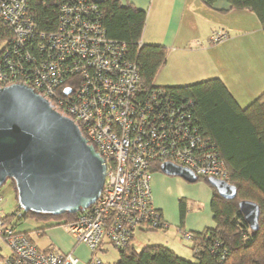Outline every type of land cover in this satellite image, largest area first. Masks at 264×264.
Returning <instances> with one entry per match:
<instances>
[{
  "label": "built area",
  "instance_id": "obj_1",
  "mask_svg": "<svg viewBox=\"0 0 264 264\" xmlns=\"http://www.w3.org/2000/svg\"><path fill=\"white\" fill-rule=\"evenodd\" d=\"M27 7L28 0H0V21L15 41L0 57V86L27 84L71 117L103 158L105 179L93 204L57 225L70 237L68 252L39 248L0 212V238L9 250L0 255V264H117L98 255L125 249L143 227L170 226L153 203L155 163L169 161L196 176L227 182L228 170L194 124L191 101L177 103L159 90L138 95L137 66L127 57L125 43L107 36L95 1L63 2L55 31L41 33L35 43ZM226 37L217 30L210 41ZM27 42L35 54L20 51ZM177 232L190 241L194 236L181 226ZM79 245L90 252L86 261L73 254Z\"/></svg>",
  "mask_w": 264,
  "mask_h": 264
},
{
  "label": "trees",
  "instance_id": "obj_2",
  "mask_svg": "<svg viewBox=\"0 0 264 264\" xmlns=\"http://www.w3.org/2000/svg\"><path fill=\"white\" fill-rule=\"evenodd\" d=\"M67 1L71 0H28L27 11L35 28L34 43L41 39V33L55 31L61 5ZM227 1L229 9L254 12L264 32V0ZM95 2L107 36L124 42L127 57L137 66L138 95L159 90L177 103L191 101L189 110L194 124L201 135L212 143L218 157L226 165L228 182L236 187L235 196L225 199L209 182V177L198 176L197 181L205 182L211 189L210 208L215 225L201 232L192 231V259L183 258L162 244H147L137 250L130 242L125 249L119 250L117 264H264V91L247 106L240 107L218 78L180 86L156 85L154 79L165 63L167 49L159 44L141 42L145 11L131 3L122 4L120 0ZM206 2L211 5L213 0ZM14 44L13 32L0 21V57ZM35 49L27 42L20 51L28 50L35 54ZM58 94H62L60 89ZM153 167L160 169V164L155 163ZM10 181L16 197L14 183ZM244 199L259 205L258 227L255 230L249 228L239 211L238 202ZM76 213L52 216L17 208L5 216L15 225L17 221L36 217L57 220V226L73 220Z\"/></svg>",
  "mask_w": 264,
  "mask_h": 264
},
{
  "label": "crops",
  "instance_id": "obj_3",
  "mask_svg": "<svg viewBox=\"0 0 264 264\" xmlns=\"http://www.w3.org/2000/svg\"><path fill=\"white\" fill-rule=\"evenodd\" d=\"M120 2L131 3L145 11L141 42L167 49L165 63L154 79L156 85L180 86L218 78L240 107L247 106L264 91V32L254 12L229 9L227 0H213L211 5L206 0ZM217 30L225 31L227 37L212 43L210 36ZM151 170L153 203L170 225L195 232L214 227L210 208L212 192L205 182L191 184L155 167ZM139 231L155 233L157 230L143 227ZM171 233L175 232L169 227L153 244H162L186 257L184 246L172 240ZM64 234L69 250L53 244L41 249L70 251V237ZM27 235L36 244L31 235ZM191 248L192 243L187 249L192 256ZM8 253V249L3 252L0 246V255Z\"/></svg>",
  "mask_w": 264,
  "mask_h": 264
},
{
  "label": "water",
  "instance_id": "obj_4",
  "mask_svg": "<svg viewBox=\"0 0 264 264\" xmlns=\"http://www.w3.org/2000/svg\"><path fill=\"white\" fill-rule=\"evenodd\" d=\"M160 170L189 183L198 179L188 167L169 161ZM7 179L14 183L19 209L58 216L95 202L105 164L71 117L29 85L15 82L0 86V186ZM209 182L225 199L236 194L223 179L209 177ZM238 208L249 228L257 229L259 205L244 199Z\"/></svg>",
  "mask_w": 264,
  "mask_h": 264
},
{
  "label": "rangeland",
  "instance_id": "obj_5",
  "mask_svg": "<svg viewBox=\"0 0 264 264\" xmlns=\"http://www.w3.org/2000/svg\"><path fill=\"white\" fill-rule=\"evenodd\" d=\"M167 177H172V176H167ZM195 183H191V184H195ZM0 196L2 197V201L0 202V212L4 214H8L18 208L17 200L12 190L11 181L9 179H7L0 186ZM58 223L59 222L54 219L46 220V219L31 217L22 221H17V225L15 229L21 232L22 231L28 232V234L31 235V237L34 239L36 245L39 248H45L49 244H53L55 247L60 246V248L64 250H69L70 245L68 238L65 236L62 230L58 229V226H55V224ZM176 226L174 225L169 226L175 232L170 234V238L178 242L180 246H184L186 250L185 253L186 257L183 258L192 259L190 251L187 250L191 245V241L181 238L180 234L177 232ZM43 227L45 229H42ZM165 230H157L155 233L154 232L149 233L146 231L137 230L134 233V238H133V244L135 248L137 250H140L144 245L156 243L158 241V239L156 238L164 234ZM0 246L2 247L3 252L8 249L7 244L1 238H0ZM73 254L76 255L82 261H86L90 256V252L85 245H79L78 247H76ZM98 256L103 260L114 262L118 260L119 253L116 250L109 249L107 252L100 253Z\"/></svg>",
  "mask_w": 264,
  "mask_h": 264
},
{
  "label": "bare ground",
  "instance_id": "obj_6",
  "mask_svg": "<svg viewBox=\"0 0 264 264\" xmlns=\"http://www.w3.org/2000/svg\"><path fill=\"white\" fill-rule=\"evenodd\" d=\"M198 177V176H197Z\"/></svg>",
  "mask_w": 264,
  "mask_h": 264
}]
</instances>
